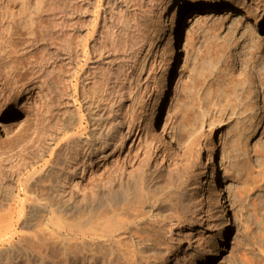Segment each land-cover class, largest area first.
Masks as SVG:
<instances>
[{
    "label": "bare ground",
    "instance_id": "bare-ground-1",
    "mask_svg": "<svg viewBox=\"0 0 264 264\" xmlns=\"http://www.w3.org/2000/svg\"><path fill=\"white\" fill-rule=\"evenodd\" d=\"M139 1L145 4L138 6L136 0H79V7L74 9V6H70L66 32L60 33L64 38L62 49L65 52L62 54L64 68L61 70L47 56L41 60L35 56L41 41L46 45V50L49 49L51 30L44 23L45 19L48 22L51 18L47 10L48 0H0V55L4 56L3 60L0 59V62H4L0 64V91L12 86L17 94L24 93L25 103L36 107L34 100L39 93H35L37 88L44 91L43 95L48 101L51 100L48 84L58 69L54 79L60 87V96L67 99L65 121L58 124L54 135L50 132L41 137L42 141L39 139L40 143L36 141L39 146L34 145L36 150L24 159L25 162L22 160L24 163L17 170L18 174L11 179L12 186L4 193L2 189V193L0 191V244L10 238L7 241L9 248L0 251V264H44L50 257L49 251L56 245L54 240L63 246L61 255L73 257L78 253L87 263L93 264H168L173 257L180 261L182 254L187 264L190 261L188 257L191 260L194 257L193 247L202 248L206 244L200 235L193 240L189 234L183 240L191 253H183L178 244L181 240L176 236L177 226L183 221L182 215L191 212L196 200L186 185L188 166L179 165L154 131L160 128L165 96L161 95L156 113L150 116L151 128L149 122H141L136 114L123 113L120 104L126 91L124 83H120L116 98L109 97L108 110L100 104L102 93L97 95L94 88L98 72L118 71L125 81L134 76L133 71L139 59L146 58L150 47L154 45L153 40L157 38L154 30L156 21L165 6H159L153 0ZM181 1L171 14L175 43L169 54L166 73L168 84L179 53L188 41L187 26L194 19L202 18V15L216 9L235 13L251 27H264L263 17L248 15L230 4L205 0L198 6L193 0ZM73 10L80 14L76 20ZM150 16L154 17L152 22ZM249 35L251 42L260 41L256 38L255 30ZM28 76L29 82H23ZM244 84L242 79L225 84L231 86L234 109L239 110L242 102L248 99L245 94L249 89H244ZM249 102L242 105L243 113L253 109V104ZM242 137L241 133L238 134L231 150L226 154L223 150L221 158L227 155L232 160L233 172H244L250 176L256 173V167L250 164L248 152H242ZM62 147L65 150L64 166L58 168L60 170L52 188L50 186L53 183H49V180L43 183L41 179L44 178L40 177L51 162L55 170L58 163L55 165L56 159L54 161L53 158L57 157L56 152ZM204 149L211 163V181L216 184V165L212 161L216 153L215 146L210 148L205 145ZM260 149L253 151L259 160L264 158V149ZM9 153L0 149V163L13 157ZM38 163L40 165L36 169ZM261 164L264 163L258 161L261 169L256 173L257 177L251 175L253 178L249 185H253L252 190L258 189L260 192L264 190V167ZM30 167L32 171H29ZM33 177L38 183H43L40 184L42 190L46 187V181L51 184L50 188L47 187L51 189H48L51 196L47 194L44 198L42 190L41 193L40 189L36 192V185H32L34 189L31 190L29 183ZM33 190L36 195L42 194L38 196L40 198L34 192L35 197H29L33 195ZM36 206H41L42 211L47 209V213L50 209L48 218L43 215L44 223L40 217V220L36 219L39 221L37 225L31 223L37 229L35 234L29 237L23 234L15 242L12 238L16 235L14 225L29 215L30 212L25 209L31 210L30 218L36 216ZM62 214L66 215L65 221H62ZM32 219L35 221V217ZM30 221L33 220L27 219L25 222L28 224ZM62 223H67V229ZM62 229H66V233Z\"/></svg>",
    "mask_w": 264,
    "mask_h": 264
},
{
    "label": "rangeland",
    "instance_id": "rangeland-1",
    "mask_svg": "<svg viewBox=\"0 0 264 264\" xmlns=\"http://www.w3.org/2000/svg\"><path fill=\"white\" fill-rule=\"evenodd\" d=\"M153 1L159 6H165L164 11L158 14L159 17L156 21L157 27L154 30L157 38L152 36L154 45L150 47L146 58L139 59L133 71L134 76L128 78L127 81L122 79L118 71L97 73L94 88L97 90V95L102 93L103 99L100 104L105 105L104 109L108 110L109 97L116 98L120 83H124L126 91L120 104L123 113L136 114L141 122H149L152 128L150 116L156 113L161 95L165 96L160 128H156L154 131L158 135V139L170 149L180 163L179 165L188 166L186 185L196 200L191 212L182 215L183 221L177 226L176 236L181 240L178 244L181 245L183 253H191V249L183 240L185 235H191L193 240H196L200 235L206 240V244L202 248L193 247L194 257L191 260L189 256L187 260L190 261L187 264H264V190L260 192L258 189L252 190L253 185L249 187L252 183L250 179L253 176L257 177L256 173L261 169H259L258 161L264 163V158L259 160L253 152L256 148L264 149V27H251L247 21L240 20L235 13H226L216 9L202 15V18L194 19L187 26L188 41L179 53L178 62L171 72V81L168 84L166 73L170 60L169 54L172 53L175 43L171 14L183 1ZM193 1H196L199 6L205 0ZM214 1L233 5L237 10L247 12L248 15L264 18V0ZM78 2L79 0H48L47 7L49 8L47 10L49 9L48 14L51 18L48 19V22L45 19L44 23L51 30L48 40L49 49L46 50L43 41L39 43V48L35 52L37 54H34L39 60L47 56L51 63L57 64L60 69L64 68L62 64V57H64L62 54L65 53L62 49L64 38L60 36V33L66 32L67 15L69 16L71 7L74 6V9L79 7ZM136 4L143 6L145 3L141 4V1L136 0ZM74 13L76 14L73 18L76 20L80 14L78 15L77 11ZM153 18H151V22ZM253 30L257 32L256 38L260 40L257 41L258 43L251 42L249 39V34ZM217 53H219V57H217ZM0 57L1 60L4 59L2 54ZM0 64H4V62H0ZM57 73L58 69L54 71L48 84L52 93L50 101L45 98L42 89L35 90V93L39 91L34 100L36 107L25 103L24 93L17 94V90H14L12 86L7 87L3 92L0 91V149L10 151L8 155H13L11 159H7L8 162L4 160L0 163V168H5H1L2 171H0V191L2 189L3 193L12 186L11 179L18 174L17 170L31 152L36 150L35 146H39L36 141L39 139L42 141L41 137L50 132L54 135L58 124L65 121L64 119L67 117V99L60 96V87L57 86L54 79ZM29 78L28 76L23 82L28 83ZM238 79L245 82L244 89H249L245 94L248 99H244L239 110L233 107L235 100L231 94V86L225 85L231 80ZM248 100L253 104V109L243 113L242 105L250 103ZM104 101L107 103L104 104ZM61 102H63L62 105H60ZM61 119L63 120L61 121ZM240 133L243 135L241 139L242 152L244 150L248 152L250 164L256 167V171H254L256 173H252V177V174L247 176L244 172H239V174L233 172L232 160L227 158V155L221 158L223 150L225 154L229 152ZM205 145L210 148L215 146L216 153L212 161L216 165V184H213L210 178L212 168L204 149ZM129 146L130 143L127 148ZM11 150L13 151L11 152ZM59 150L56 152L57 157L53 158V160L56 159L54 161L55 165L58 163V167L56 166L54 170V168L52 169L54 163H50L46 172L41 173L40 178H44L41 179L43 183L45 180H49L51 184L56 183L55 177L60 170L58 168H62L65 161L64 147ZM239 159L241 160L242 157ZM39 165L40 163L36 164V169ZM261 165L264 167V164ZM29 171H32L31 167ZM35 177H33L35 182L30 181L33 182L29 183L30 187L32 185L37 187L42 183L40 181L38 183ZM49 183L47 181L45 183L46 193L42 190L43 188H40L41 185L39 188L35 187L36 192L40 189L39 193L42 190L43 196H51L49 188L54 187V183L53 185ZM32 189L34 188L31 187ZM33 192L36 195L35 190ZM34 193L29 197L34 198ZM41 195L37 193L36 197ZM38 208L41 206L34 209L36 212L34 210L32 212L37 215L41 214L31 218L29 217L32 214L31 210L25 209L28 213L30 212L25 217L33 220L28 223L29 226L26 223L27 219L26 222L23 221L25 217L20 219L19 225L18 223L14 225L15 228H13L16 232L14 234L16 235L12 238L15 242L20 240L23 234L25 237L35 234L37 229L31 226V223L34 226L37 225L36 222L39 221L36 219L40 220V217V221L44 223L42 220L45 216L43 215L48 218L50 209L47 213V211L45 212L47 209L43 208L44 211H42V208ZM34 217L35 221L32 219ZM61 217L64 218L62 221H65L66 215L62 214ZM24 222L27 225H24L25 227L23 226ZM61 225L66 228L63 223ZM66 229L62 230L66 233ZM9 239L5 240L6 243L0 244L1 252L9 248L7 242ZM55 241L57 246L54 245L56 248L49 251L51 254L50 257L48 256L46 264L94 263H87L78 253L79 256L76 254L73 257H71L72 255H61L64 251L62 250L63 246L60 242V245L57 244L58 240ZM13 253L16 255L15 252ZM184 257L182 254L180 261L173 257L168 264H185Z\"/></svg>",
    "mask_w": 264,
    "mask_h": 264
}]
</instances>
